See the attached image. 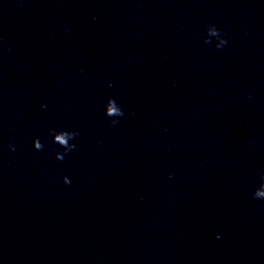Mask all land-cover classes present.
<instances>
[{
    "label": "water",
    "instance_id": "obj_1",
    "mask_svg": "<svg viewBox=\"0 0 264 264\" xmlns=\"http://www.w3.org/2000/svg\"><path fill=\"white\" fill-rule=\"evenodd\" d=\"M258 191L264 0H0V264H264Z\"/></svg>",
    "mask_w": 264,
    "mask_h": 264
},
{
    "label": "clouds",
    "instance_id": "obj_2",
    "mask_svg": "<svg viewBox=\"0 0 264 264\" xmlns=\"http://www.w3.org/2000/svg\"><path fill=\"white\" fill-rule=\"evenodd\" d=\"M208 31L210 32H213L214 33V26H211L209 27ZM221 43H226V41H221ZM105 116H110V115H116L117 117L122 115V111L121 110H118L116 107L113 106L112 104V101L109 100L108 102V105H107V108H106V111H105ZM109 125H116V121H109ZM53 131L55 132V135L52 136V139L55 140V141H58L59 144H58V149H59V145H64V148L61 149L63 151H67V149L71 146L67 145L66 141L67 139L69 138V133L65 132L63 129H53ZM11 140V137L9 138ZM35 137H33L31 140L34 142L35 141ZM41 146L40 144L36 143L35 144V149H39ZM7 148H8V151L9 152H14L16 150V146L9 142L8 145H7ZM61 181L64 183V184H68L69 181L65 178H61ZM254 197L256 198H259V197H264V191H258V192H255L254 193Z\"/></svg>",
    "mask_w": 264,
    "mask_h": 264
}]
</instances>
